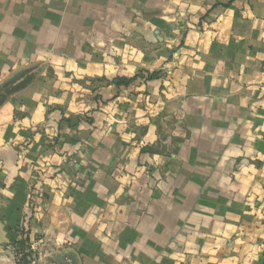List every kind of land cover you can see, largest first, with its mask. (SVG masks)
Masks as SVG:
<instances>
[{
	"label": "crops",
	"instance_id": "obj_1",
	"mask_svg": "<svg viewBox=\"0 0 264 264\" xmlns=\"http://www.w3.org/2000/svg\"><path fill=\"white\" fill-rule=\"evenodd\" d=\"M1 90L0 264H264V0H0Z\"/></svg>",
	"mask_w": 264,
	"mask_h": 264
},
{
	"label": "built area",
	"instance_id": "obj_2",
	"mask_svg": "<svg viewBox=\"0 0 264 264\" xmlns=\"http://www.w3.org/2000/svg\"><path fill=\"white\" fill-rule=\"evenodd\" d=\"M20 264H38L35 261L34 256H30L29 252L18 255Z\"/></svg>",
	"mask_w": 264,
	"mask_h": 264
},
{
	"label": "rangeland",
	"instance_id": "obj_3",
	"mask_svg": "<svg viewBox=\"0 0 264 264\" xmlns=\"http://www.w3.org/2000/svg\"><path fill=\"white\" fill-rule=\"evenodd\" d=\"M4 90H1L0 91V98H2V97H4ZM19 255H20V253H18ZM29 255L30 256H35L34 258H35V261H36V263H38V264H49V262H47L46 260H40V257L37 255V252H31V253H29ZM15 264H20L19 263V258H18V255H16V257H15Z\"/></svg>",
	"mask_w": 264,
	"mask_h": 264
}]
</instances>
